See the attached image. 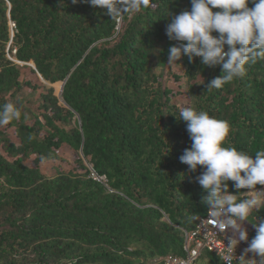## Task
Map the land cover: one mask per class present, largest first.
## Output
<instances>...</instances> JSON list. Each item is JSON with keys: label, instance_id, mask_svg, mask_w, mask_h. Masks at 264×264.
<instances>
[{"label": "trees", "instance_id": "trees-1", "mask_svg": "<svg viewBox=\"0 0 264 264\" xmlns=\"http://www.w3.org/2000/svg\"><path fill=\"white\" fill-rule=\"evenodd\" d=\"M190 8L191 0H150L112 19L85 0H0V106L21 110L0 125V264H163L184 254L183 229L209 205L194 180L204 167L189 172L180 161L191 146L174 102L182 79L189 106L228 121L226 145L264 149V61L219 89L206 83L221 66L201 57L182 56V73L170 67L168 49L180 42L166 26ZM52 84H64L63 101ZM26 88L38 91L33 102L21 96ZM65 146L74 160L46 175L44 163L67 161ZM249 219H264V208ZM194 264L224 263L204 250Z\"/></svg>", "mask_w": 264, "mask_h": 264}, {"label": "clouds", "instance_id": "clouds-1", "mask_svg": "<svg viewBox=\"0 0 264 264\" xmlns=\"http://www.w3.org/2000/svg\"><path fill=\"white\" fill-rule=\"evenodd\" d=\"M85 2L105 11L112 19L123 13H140L150 6V0ZM165 31L170 40L180 42L168 49V63L175 64L182 56H187L190 61L201 57L205 67L221 66L222 75L206 83L207 89H219L243 78L248 67L264 61V0H191L190 9L171 15ZM177 117L186 122L191 140V146L184 150L180 161L188 165L189 172L204 167L194 180L205 191L202 199L209 205L211 216L217 220L221 230L226 225L233 229L228 244L230 248L241 241H248L249 232L244 222H252L249 219L251 214L264 208V199L259 197L264 195V149L253 155L236 146L226 145L230 130L228 121L195 106L181 107ZM20 118L21 110L15 103L7 102L0 106V125ZM229 181L233 182L235 189L250 190L244 193L249 197L238 199L236 194L229 192ZM252 223L256 235L251 238L245 255L240 256L241 260L249 252L264 257V219ZM184 230L187 229H183V233ZM252 260L249 259V264ZM261 262L264 264V260Z\"/></svg>", "mask_w": 264, "mask_h": 264}, {"label": "built area", "instance_id": "built-area-1", "mask_svg": "<svg viewBox=\"0 0 264 264\" xmlns=\"http://www.w3.org/2000/svg\"><path fill=\"white\" fill-rule=\"evenodd\" d=\"M10 25L12 29L16 27L14 22H10ZM9 57L12 59L10 55ZM92 176L97 180H105L104 177L98 176L96 173H92ZM229 230L230 227L227 225L224 230L218 227L217 220L211 216L208 208L204 214L199 216L192 230H184V254H167L162 258L163 264H194L204 250L214 253L225 264H249V259H253L252 264H262L261 261L264 260V257L255 253H248L241 260L240 256L245 253L239 244L232 248L228 245L232 238Z\"/></svg>", "mask_w": 264, "mask_h": 264}, {"label": "rangeland", "instance_id": "rangeland-1", "mask_svg": "<svg viewBox=\"0 0 264 264\" xmlns=\"http://www.w3.org/2000/svg\"><path fill=\"white\" fill-rule=\"evenodd\" d=\"M16 59V58H15ZM20 65H25V63H22V62H18ZM32 66V65H31ZM170 67L172 69H175L177 70L178 72H183L184 68L182 66H180V64L178 63H175V64H170ZM23 68V74L25 75L26 73H28L30 75L29 72V69L28 68H25V67H22ZM169 68H167L168 70ZM31 76L34 78L33 80L35 82H37L38 84L44 82V79L42 77H40L38 74H35V76H33L31 74ZM39 78V80L37 79ZM166 78H168V74L166 76ZM186 80L185 79H182V89L184 92L183 93H179L177 95L174 96V102L175 103H178L179 105L181 106H184V107H187L189 105H191L190 103V97L187 95V91H186ZM168 84L172 85L173 83H171L170 81L167 82ZM50 85V84H48ZM176 84H173V86H175ZM51 86H54L56 88V91L59 93V89H61V85L60 84H52ZM38 94V91L37 90H32V89H29V88H26L23 90V92H21V96H24L28 99H32V102L35 100L36 96ZM61 154L62 156L67 160V161H62V160H54V161H49V162H46L43 164V170L45 172L46 175H54L56 172H57V168L58 166H62L63 168H68L69 167V162L70 161H73L75 156H76V153L75 151H73L69 146H65L63 148V150L61 151ZM261 199H264V195L262 196H259ZM245 226V224H244ZM229 234L231 236H233V229L230 228L229 230ZM250 241H241L239 243V246L242 248V250L244 251L245 253V249H247L248 245H249ZM251 254H254L252 252H249ZM248 254V253H247Z\"/></svg>", "mask_w": 264, "mask_h": 264}, {"label": "water", "instance_id": "water-1", "mask_svg": "<svg viewBox=\"0 0 264 264\" xmlns=\"http://www.w3.org/2000/svg\"><path fill=\"white\" fill-rule=\"evenodd\" d=\"M10 15V14H9ZM33 67H35L34 63H30ZM63 87H64V84L61 85V89H60V92H59V98L63 101V98H62V92H63ZM91 167V165H90Z\"/></svg>", "mask_w": 264, "mask_h": 264}]
</instances>
